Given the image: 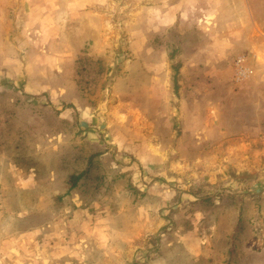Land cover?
Returning a JSON list of instances; mask_svg holds the SVG:
<instances>
[{
	"label": "rangeland",
	"instance_id": "374dc122",
	"mask_svg": "<svg viewBox=\"0 0 264 264\" xmlns=\"http://www.w3.org/2000/svg\"><path fill=\"white\" fill-rule=\"evenodd\" d=\"M0 264H264V0H0Z\"/></svg>",
	"mask_w": 264,
	"mask_h": 264
},
{
	"label": "trees",
	"instance_id": "16d2710c",
	"mask_svg": "<svg viewBox=\"0 0 264 264\" xmlns=\"http://www.w3.org/2000/svg\"><path fill=\"white\" fill-rule=\"evenodd\" d=\"M176 70V74L178 73V67L175 68ZM88 170H85L79 174H73L72 176H70V179L68 181V184H69V188H68V192L70 193L72 190L76 189V188H79V182L81 181L82 178H84L85 174H87ZM203 201H206L209 202L211 201L210 198H206L204 199ZM232 252L234 253V250H232ZM231 254V252H230Z\"/></svg>",
	"mask_w": 264,
	"mask_h": 264
}]
</instances>
